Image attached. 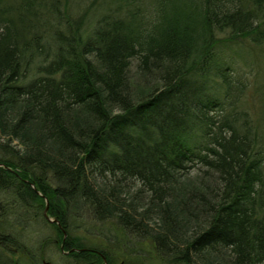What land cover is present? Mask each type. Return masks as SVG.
Listing matches in <instances>:
<instances>
[{"label": "trees", "instance_id": "1", "mask_svg": "<svg viewBox=\"0 0 264 264\" xmlns=\"http://www.w3.org/2000/svg\"><path fill=\"white\" fill-rule=\"evenodd\" d=\"M18 4L0 16V264H264L254 83L215 58L240 37L264 52V0L169 2L150 24L131 1L90 29L50 8L46 31ZM133 58L160 73L137 100Z\"/></svg>", "mask_w": 264, "mask_h": 264}, {"label": "rangeland", "instance_id": "2", "mask_svg": "<svg viewBox=\"0 0 264 264\" xmlns=\"http://www.w3.org/2000/svg\"><path fill=\"white\" fill-rule=\"evenodd\" d=\"M131 1H136L138 16L147 17L148 20L146 19V22L150 24L151 22H149V20H158L159 15L162 13L166 15L165 9L169 8L167 7V3L172 2L174 4L171 6L174 12H186L183 6H185L186 2H191L192 0H53V2L50 0H0V16L16 19L18 16V8H20L18 3L27 2L28 6L27 8L23 7V10L28 8H31V10L29 14L26 15L25 19L33 21L35 26L39 28V31L43 28L35 23V20L50 17L55 23L53 15L47 11V9L50 8L56 9L57 13H70L75 16L83 15L86 21L85 26L90 29L93 26L91 18L94 19L97 17L95 16L96 12H99L98 15L103 14L104 11H102V9L110 6L111 10L105 11L104 14L109 12L114 13L117 5L125 6L126 3ZM121 9L127 10L130 8L122 7ZM30 12L32 13L30 14ZM19 13L21 12L19 11ZM21 27L22 25H20V28ZM43 30L46 31L45 28ZM34 31H36V29H34ZM217 35L223 37V34L217 33ZM41 43H43V41ZM210 44V39L206 40V38H203L198 47L201 49L204 46L205 49L206 45L209 47ZM262 49V46L255 47L248 40L240 37L230 42H225V46H221V60L219 59L220 52L215 56L216 59L218 58V64L222 67L229 63L231 68L234 67L245 75V78L247 81H250V84H252V82L254 83L250 85V88H247L249 96L247 99H249V104L245 103V105L249 108V119H251L254 124L258 126V129L262 131L261 133L256 132L258 139H261V136L264 139V52L261 51ZM215 51L217 52V49ZM193 56L195 62L200 61L201 55L196 57L195 55ZM37 62H40L39 58ZM139 64L140 60L133 58L130 61L128 70L130 91L136 100L147 96L150 91H153L160 85V73L158 70L154 69L152 65L151 67L143 68L142 64L141 66ZM33 65L34 63L27 64V68H25L26 71H24L26 74L25 76H27L26 78L32 76ZM257 73H259V75H257ZM50 220L52 221V219ZM150 222L152 224V220ZM138 240H140V238H138ZM141 246L148 250L145 244L141 243ZM61 254L63 255L64 253L61 252ZM146 254V257L142 258L143 264H167L165 260L158 259L155 254L152 255L150 252ZM62 255L60 256L57 251H54L52 263L50 264H68L65 262L66 259H63Z\"/></svg>", "mask_w": 264, "mask_h": 264}]
</instances>
